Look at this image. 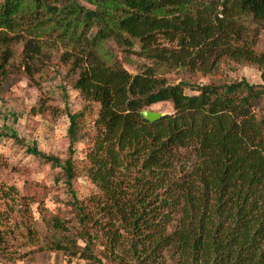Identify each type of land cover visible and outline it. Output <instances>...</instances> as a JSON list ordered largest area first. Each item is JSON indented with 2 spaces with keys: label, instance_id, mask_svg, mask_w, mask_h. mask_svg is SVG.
Instances as JSON below:
<instances>
[{
  "label": "trees",
  "instance_id": "obj_1",
  "mask_svg": "<svg viewBox=\"0 0 264 264\" xmlns=\"http://www.w3.org/2000/svg\"><path fill=\"white\" fill-rule=\"evenodd\" d=\"M240 15L264 21V0H0V83L22 38L24 72L39 79L53 53L83 100L67 113L65 157L26 148L56 169L70 216L43 209L39 233L21 205L11 208L0 259L59 252L83 264H163L169 254L174 264H264V114L253 112L264 66L258 86L170 83L149 66L128 72L102 45L136 40L143 56L190 77L225 58L259 63L238 31ZM159 36L175 44L159 46ZM160 101L173 112L140 114ZM179 148L192 158H179ZM79 175L95 187L82 197L72 190ZM13 233L24 239L19 247Z\"/></svg>",
  "mask_w": 264,
  "mask_h": 264
},
{
  "label": "rangeland",
  "instance_id": "obj_2",
  "mask_svg": "<svg viewBox=\"0 0 264 264\" xmlns=\"http://www.w3.org/2000/svg\"><path fill=\"white\" fill-rule=\"evenodd\" d=\"M80 2L93 8V5L87 2ZM236 23L240 26L238 30L240 34L253 41L254 51L261 57V62L225 58L218 62V67L214 70L195 77L187 76L183 68H172L143 56L136 40L128 47L111 39L104 41L102 45L130 73L149 66L154 69L155 74L165 77L170 83L179 80H188L194 84L244 80L254 86L262 85L260 72L264 66V21L255 22L248 15H240L236 18ZM16 34L21 32L18 30ZM157 43L159 46H173L175 40L169 41L159 36ZM12 47L13 57L6 68L8 76L0 83V229L5 228L12 232V213L8 211L11 208L15 211V208L21 205L25 210V217L29 218L39 233H43L45 229L41 221L43 209L57 213L62 218H68L71 208L63 185L54 179L56 169L40 157L28 153L26 148L35 146L45 154L65 157L68 144L67 113L77 110L83 100L70 82L74 74L67 71L66 76L64 67L57 65L55 54L52 53L46 70L38 72L41 77L34 79L24 72L23 66L19 63L22 38L14 41ZM35 68L38 69V66ZM184 92L194 91L185 88ZM93 106L96 104L93 103ZM143 109L161 115L173 112L168 101L155 102ZM253 112L257 117L264 114V98L253 108ZM82 147L83 140L74 143V155L78 159L82 157ZM177 153L179 158L184 160L192 158L190 149L179 148ZM72 190L77 196L82 197L94 191L95 187L86 176L79 175L72 181ZM6 214L9 218L4 220ZM23 240L18 234L13 233L9 242H12L14 247H19L18 243ZM83 262L74 257L68 261L59 252L37 253L31 259L27 256L11 261L0 259L2 264H83ZM163 264H174L169 254L164 256Z\"/></svg>",
  "mask_w": 264,
  "mask_h": 264
},
{
  "label": "water",
  "instance_id": "obj_3",
  "mask_svg": "<svg viewBox=\"0 0 264 264\" xmlns=\"http://www.w3.org/2000/svg\"><path fill=\"white\" fill-rule=\"evenodd\" d=\"M140 114L146 119H148L149 121L154 120L161 115L160 113L150 112L145 109L140 110Z\"/></svg>",
  "mask_w": 264,
  "mask_h": 264
}]
</instances>
